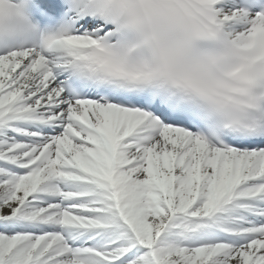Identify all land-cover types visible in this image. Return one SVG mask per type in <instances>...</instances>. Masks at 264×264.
Returning <instances> with one entry per match:
<instances>
[{
    "label": "snow or ice",
    "instance_id": "obj_1",
    "mask_svg": "<svg viewBox=\"0 0 264 264\" xmlns=\"http://www.w3.org/2000/svg\"><path fill=\"white\" fill-rule=\"evenodd\" d=\"M0 264H264V0H0Z\"/></svg>",
    "mask_w": 264,
    "mask_h": 264
}]
</instances>
